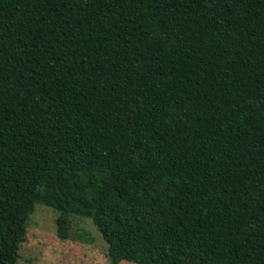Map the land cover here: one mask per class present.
Segmentation results:
<instances>
[{
    "label": "trees",
    "instance_id": "trees-1",
    "mask_svg": "<svg viewBox=\"0 0 264 264\" xmlns=\"http://www.w3.org/2000/svg\"><path fill=\"white\" fill-rule=\"evenodd\" d=\"M37 204L109 264H264V0H0V264Z\"/></svg>",
    "mask_w": 264,
    "mask_h": 264
},
{
    "label": "rangeland",
    "instance_id": "rangeland-1",
    "mask_svg": "<svg viewBox=\"0 0 264 264\" xmlns=\"http://www.w3.org/2000/svg\"><path fill=\"white\" fill-rule=\"evenodd\" d=\"M57 216L53 209L35 205L26 224L25 241L18 250L17 264H109L107 244L89 219L71 217L69 238L60 240L56 233Z\"/></svg>",
    "mask_w": 264,
    "mask_h": 264
}]
</instances>
